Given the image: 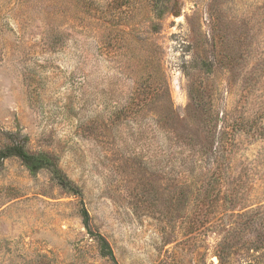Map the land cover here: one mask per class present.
Listing matches in <instances>:
<instances>
[{
	"label": "rangeland",
	"instance_id": "rangeland-1",
	"mask_svg": "<svg viewBox=\"0 0 264 264\" xmlns=\"http://www.w3.org/2000/svg\"><path fill=\"white\" fill-rule=\"evenodd\" d=\"M12 142L0 264H264V0H0Z\"/></svg>",
	"mask_w": 264,
	"mask_h": 264
},
{
	"label": "trees",
	"instance_id": "trees-1",
	"mask_svg": "<svg viewBox=\"0 0 264 264\" xmlns=\"http://www.w3.org/2000/svg\"><path fill=\"white\" fill-rule=\"evenodd\" d=\"M10 156L18 157L22 161V163L28 168V170L32 173L38 172L41 169L49 170L54 180H56L62 188L73 194H80V191L71 183L69 179H67L63 175V173L60 171L56 163L48 154L42 152L30 153L25 149L23 143L12 142V144L6 146L4 149H0V161ZM82 215L84 222L87 226L89 214L85 208H83ZM103 247H104V253L106 255H110L111 257H113V253L109 244L105 243Z\"/></svg>",
	"mask_w": 264,
	"mask_h": 264
}]
</instances>
